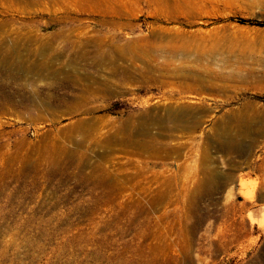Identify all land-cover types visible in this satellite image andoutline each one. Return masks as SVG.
<instances>
[{
    "label": "rangeland",
    "instance_id": "obj_1",
    "mask_svg": "<svg viewBox=\"0 0 264 264\" xmlns=\"http://www.w3.org/2000/svg\"><path fill=\"white\" fill-rule=\"evenodd\" d=\"M261 21L264 0H0V34L44 63L0 74V264H264V132L237 150L213 140L240 112L264 115ZM73 41L105 65L55 72ZM166 106L185 110L179 152L109 143Z\"/></svg>",
    "mask_w": 264,
    "mask_h": 264
},
{
    "label": "bare ground",
    "instance_id": "obj_2",
    "mask_svg": "<svg viewBox=\"0 0 264 264\" xmlns=\"http://www.w3.org/2000/svg\"><path fill=\"white\" fill-rule=\"evenodd\" d=\"M71 47V52H69L66 56L73 64H69V67L65 68L67 64H64L63 62L57 63L54 66V71L62 72L65 76L73 78L78 77L80 73L83 75L84 78L87 77V74L82 73L78 70V66L82 65L84 69V66H86L88 69L86 73L92 72L93 70H99L102 68L103 65H105L100 63L107 59L109 56L108 53L105 54L99 50L91 51L87 48H84V43L81 41H73L71 43ZM18 48H20V41L17 37L8 38L7 36H3L0 34V74L2 72L5 75L17 77L23 74L24 72H32L36 64H44L38 63L35 60H25L21 58L17 53ZM55 51L56 53L59 52L60 55L64 53L61 48H55ZM108 61L110 63H113L114 58L111 57L108 59ZM112 66L113 69L117 67L116 64H112ZM147 66L153 67L159 72H161V69L164 68L159 64H147ZM212 74L213 72H210V70H206L205 72H202L198 75L197 78L201 82V86L202 84L208 87L211 86L210 80H207L206 77H209ZM179 77L181 78V76ZM96 79L99 80L101 83L106 82V78L104 77H96ZM204 81L206 83H204ZM184 114L185 110H183V107L173 108L166 106L163 108L162 113L152 112L151 110H148L146 114L137 117L130 124L123 123L119 126L113 125L112 127H110L109 138L113 142L109 143L123 146L131 145L136 150H139L140 152L145 153L147 156L154 157L156 159H163L164 157H169L172 152L176 153L179 152L181 149V145H170L168 143V138L174 135V130L188 125V121L186 120ZM262 116L264 115L258 113L245 115L240 112L234 117H232L230 120L222 122L221 125L218 123L220 125L218 127L219 131H217L215 135H213V140L218 144V146L230 150H237L243 148V146H245V142H247V138L250 137V134L254 130H258V133L264 132V118H262ZM197 125L198 120H194L193 128ZM154 126H156L157 129L160 128L161 131L157 130L153 132L152 129L154 128ZM247 144L250 146L251 143L247 142ZM108 153L104 152L105 155H109ZM207 158V153L202 147L201 156L199 158L200 162H204ZM144 168L145 166L141 167L140 169L138 168L137 173L142 175L144 173ZM204 181L210 182L209 177L204 178ZM172 183V176H167L159 182L158 187L154 190L155 196L151 199V203L153 205H158L166 199L168 193L171 192ZM203 185L204 182L202 181L198 185V187H203ZM193 189L195 188L193 187ZM188 203L190 202L188 201Z\"/></svg>",
    "mask_w": 264,
    "mask_h": 264
},
{
    "label": "trees",
    "instance_id": "obj_3",
    "mask_svg": "<svg viewBox=\"0 0 264 264\" xmlns=\"http://www.w3.org/2000/svg\"><path fill=\"white\" fill-rule=\"evenodd\" d=\"M251 23H256L258 25H264V21H261V22H251Z\"/></svg>",
    "mask_w": 264,
    "mask_h": 264
}]
</instances>
